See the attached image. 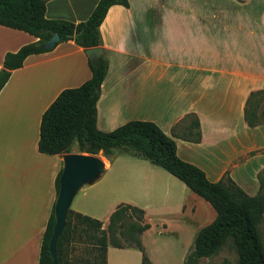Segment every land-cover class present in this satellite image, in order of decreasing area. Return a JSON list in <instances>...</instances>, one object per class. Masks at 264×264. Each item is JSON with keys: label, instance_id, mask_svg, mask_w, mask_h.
Returning a JSON list of instances; mask_svg holds the SVG:
<instances>
[{"label": "crops", "instance_id": "0c3cea01", "mask_svg": "<svg viewBox=\"0 0 264 264\" xmlns=\"http://www.w3.org/2000/svg\"><path fill=\"white\" fill-rule=\"evenodd\" d=\"M98 1L47 0L45 17L77 24L88 19ZM128 3V8L112 6L100 26L101 49L109 66L96 104L97 128L111 132L130 121L153 122L175 141L177 156L201 169L210 182L227 173L247 195H257L264 154L250 153L264 149V126L248 127L244 108L251 92L264 90V0ZM35 41L25 32L0 26V70L7 52ZM90 78L83 49L67 41L50 52L28 56L0 92V264H38L58 197L56 177L67 155L38 151L41 118L63 90ZM188 115L198 120L199 143L180 137L182 127L190 123ZM119 155L77 190L69 207L101 221L103 229L120 204L142 209L146 222H152L147 219L149 205L118 199L121 188L112 179L103 180ZM147 174L142 177L143 194L150 190L148 181L162 183L159 173ZM179 182L183 187L178 195L169 191L174 180L164 184L160 200L170 218L160 223L163 228L176 224L180 231L172 234L194 242L200 229L196 206L188 203L186 191L193 192ZM77 193H82V200L71 209ZM105 204H110L107 222L86 211ZM190 242L181 258L190 252ZM137 253L108 246L107 264H141Z\"/></svg>", "mask_w": 264, "mask_h": 264}, {"label": "trees", "instance_id": "16d2710c", "mask_svg": "<svg viewBox=\"0 0 264 264\" xmlns=\"http://www.w3.org/2000/svg\"><path fill=\"white\" fill-rule=\"evenodd\" d=\"M47 0H0V26L25 32L36 41L22 46L17 52H7L0 70V92L8 82L12 71L20 69L30 55L52 51L60 43L74 42L87 57L91 78L81 86L63 90L43 113L39 129L38 151L45 155L70 154L74 145L79 154L108 159L115 153H124L148 161L181 181L195 195L214 210L215 219L199 230L184 264H201L202 259L215 257L231 240L237 254L236 264H264V242L260 226L264 220V173L258 175L259 191L247 195L226 173L217 182H210L198 167L182 161L176 153L175 141L165 135L153 122L130 121L111 132H102L96 126V104L100 89L108 73V59L101 52L97 60H91L88 49L101 48L100 26L108 10L115 5L129 7L128 0H99L87 20L72 23L45 17ZM57 33L60 42L50 51L44 44ZM264 90L251 92L245 108L244 120L248 127L264 126ZM189 125L182 127L180 137L199 143L201 132L194 115H188ZM183 122V120H182ZM179 126L176 125V127ZM264 154V149L259 152ZM63 168L56 177V193L59 194ZM136 214L134 222L126 219V212ZM145 212L135 206L120 204L109 218L107 230L101 221L72 210L57 241L54 261L49 245L56 225L55 206L48 219L38 264H64L71 243L81 242L91 246L86 260L78 264H107V248H134L141 252V264H151L141 242L142 234L150 228L145 222ZM128 245L115 239V224ZM128 222V223H127Z\"/></svg>", "mask_w": 264, "mask_h": 264}, {"label": "rangeland", "instance_id": "374dc122", "mask_svg": "<svg viewBox=\"0 0 264 264\" xmlns=\"http://www.w3.org/2000/svg\"><path fill=\"white\" fill-rule=\"evenodd\" d=\"M262 109H264V105H262ZM73 153H78L76 145L73 146L72 152L70 154ZM117 154L118 152L114 155ZM96 157L104 162L105 168H107L108 161H110V159L112 158L111 157L110 159H108L104 157L102 153H99ZM149 170H154L156 173H159L162 177V183L156 186V184L153 183V180L148 181L150 190L148 191V193L143 194L142 177L144 175H148L147 173L149 172ZM103 176V180H105L104 182H106V180L110 181L112 179L114 185H118L121 188L120 190L122 192H120L118 199H130L138 202L141 205H149L147 219L149 218L152 221L150 223L151 228L147 231V233L141 240L144 246L145 253L148 256L149 260H152L154 264H184L185 257L181 258V256L184 253L183 251L186 247L185 245L187 241H191L189 243L190 249V247L193 246V240L187 237H182L181 233L179 234L180 237L172 234L173 232L178 233L180 231V228L176 224L170 223V226L163 228L162 223H160L162 219L168 220L170 218V216H168V212H163V205L162 201L160 200L162 191L163 189H165L164 184L168 186L172 182V180H174L175 186H170L169 191H172L173 194L176 195H178V189H181V186L183 187V185L179 181H177L176 178L169 175L166 171L151 165L148 161L138 160L137 158L125 154H120L118 157H116L113 160L111 168L107 170L106 173L103 174ZM158 186L162 188L161 191L159 190ZM186 192V194L190 196L188 199V203L196 206L198 227L199 229H201L215 218V212L208 203L203 201V199L197 197L190 191ZM81 198L82 193H77L72 202L71 209L77 208V205L80 204L82 200ZM109 209L110 204H105L103 206L97 207L95 211H86H88V213L91 215L99 217L100 219H102V221L107 222V217H109ZM69 211L70 208H68L66 214V221ZM125 216L126 219L120 221H135L136 214L128 211L126 212ZM144 219L146 222V217H144ZM118 223L119 222L115 224V239L121 245L126 246L128 245L127 242H125L127 240L124 239L125 237L121 238L119 233L122 232L123 229L118 228ZM105 230H107V227ZM260 230L264 242V220L260 226ZM92 249L93 248H91V246L85 242L81 243L73 241L68 247V252L64 259V264H78V262H80L81 260H86L90 255L89 253L90 251H92ZM139 252L140 251H138L137 254L139 257L141 256L142 259V254L141 252ZM237 258V254L232 247L231 240H228V243L219 251V253L215 257L210 259H202L200 263L236 264ZM112 259L115 261L113 263H118L117 259L114 256H112Z\"/></svg>", "mask_w": 264, "mask_h": 264}, {"label": "water", "instance_id": "95a60500", "mask_svg": "<svg viewBox=\"0 0 264 264\" xmlns=\"http://www.w3.org/2000/svg\"><path fill=\"white\" fill-rule=\"evenodd\" d=\"M59 42V35L54 33L44 44L43 49L50 51ZM101 52V48L87 50L91 60H97ZM104 165L101 159L88 154L73 153L67 154L64 157L63 173L60 178V190L55 204L56 225L49 245L50 253L54 261L56 260L55 247L60 233L66 224V214L73 196L81 186L98 177L104 171Z\"/></svg>", "mask_w": 264, "mask_h": 264}]
</instances>
